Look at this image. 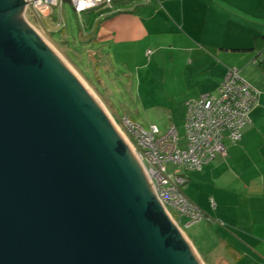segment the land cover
I'll return each mask as SVG.
<instances>
[{
	"label": "water",
	"instance_id": "obj_1",
	"mask_svg": "<svg viewBox=\"0 0 264 264\" xmlns=\"http://www.w3.org/2000/svg\"><path fill=\"white\" fill-rule=\"evenodd\" d=\"M25 6L0 0V264H204Z\"/></svg>",
	"mask_w": 264,
	"mask_h": 264
},
{
	"label": "crops",
	"instance_id": "obj_2",
	"mask_svg": "<svg viewBox=\"0 0 264 264\" xmlns=\"http://www.w3.org/2000/svg\"><path fill=\"white\" fill-rule=\"evenodd\" d=\"M113 6L94 21V11L85 13L93 28L91 41L110 51L107 55L127 60L134 55L131 49L149 59L162 50L177 51L169 56L184 61L185 108L188 100L216 93L230 68L259 91L243 139L225 140L227 155L217 156L200 173L192 172L183 192L207 222L230 226L221 233L236 244L221 238L223 251L215 264H227L228 257L229 264L244 259L245 264H264V48L256 46V38L264 36V0H125Z\"/></svg>",
	"mask_w": 264,
	"mask_h": 264
},
{
	"label": "rangeland",
	"instance_id": "obj_3",
	"mask_svg": "<svg viewBox=\"0 0 264 264\" xmlns=\"http://www.w3.org/2000/svg\"><path fill=\"white\" fill-rule=\"evenodd\" d=\"M113 7L115 6L104 9L111 10ZM26 20L62 55L96 97H99L125 136L127 132L118 120L126 116L146 129L156 125L161 134L175 125L180 138L185 137L186 98L183 96L184 84L181 80L184 61L180 58L173 60L169 56L171 52L178 53L177 51L162 50L157 57L151 56L150 59L135 53L134 49H131L134 55L128 60L127 57L113 55L112 52V55H107L110 51H104L97 43L91 41L93 28L87 15L78 16L69 1L64 2L61 10L56 8L50 18H38L29 12ZM124 61L128 63V67ZM136 65L140 67L138 71L129 69ZM168 168L171 173L175 170L170 165ZM180 171L189 182L192 172L183 169ZM192 177L196 182L195 174ZM188 182L182 186V191L184 187L189 186ZM191 189L194 192L193 185ZM209 191L210 188L205 190L208 203L212 198ZM168 210L172 219L178 222L176 224L181 232L191 238L195 246L193 248L201 254L203 263L206 260L207 264H215L214 260L223 251L219 244L221 238L226 239L228 245L236 244L226 232L221 233L222 229H229L227 224L221 227L219 224L207 222L206 219L189 224L185 218L179 219L177 213ZM225 251L227 253V250ZM228 260L229 257L227 264ZM245 262L246 259L241 260L240 264Z\"/></svg>",
	"mask_w": 264,
	"mask_h": 264
},
{
	"label": "built area",
	"instance_id": "obj_4",
	"mask_svg": "<svg viewBox=\"0 0 264 264\" xmlns=\"http://www.w3.org/2000/svg\"><path fill=\"white\" fill-rule=\"evenodd\" d=\"M65 1H69L81 17L100 7L111 8L117 0H24V15L27 19L31 12L38 18H50L56 8L62 9ZM147 54L149 56L151 50ZM258 98V90L241 77L237 68H232L216 94H204L200 99L186 102L184 138H180L175 125L161 134L156 126L146 129L126 116L118 120L127 132L128 142L140 158L160 202L171 216L168 209L177 213L179 219L185 218L189 224L206 219L204 212L183 193L182 186L187 179L180 170L202 172L217 156L225 157V140L239 143L243 139ZM169 165L175 168L172 173Z\"/></svg>",
	"mask_w": 264,
	"mask_h": 264
},
{
	"label": "bare ground",
	"instance_id": "obj_5",
	"mask_svg": "<svg viewBox=\"0 0 264 264\" xmlns=\"http://www.w3.org/2000/svg\"><path fill=\"white\" fill-rule=\"evenodd\" d=\"M26 8V6H25ZM25 8L19 13L18 15V20L20 22L23 23V25L28 29L30 30L34 35L35 37L38 39V41L40 42V44L44 45L48 50H50L53 55L60 61V63L62 65H64L66 67V69H68L69 73L76 78V80L80 83L81 86H83V88L85 89L86 93H88V95L91 97V99L93 101H95L100 107L101 109L105 112V114L107 115L108 119L112 122V125L113 127L116 129V131L127 141V143L130 145V147L133 149V151L135 152L134 148L132 147V145L128 142L126 136L124 135L123 131L120 129V126L117 124V122L115 121V119L112 117V115L110 116V114L107 112L108 110H106L102 105V101L99 100L96 95L94 94V92L87 86V84L82 80V78L80 77V75L67 63V61L62 57V55H60L58 53V51L48 43V41H46L44 39V37L37 31L35 30L34 28H32L30 26V24L27 22L28 20H26V17L24 16L25 14ZM101 101V102H100ZM119 129V130H118ZM121 132V133H120ZM136 153V152H135ZM137 155V154H136ZM138 157V155H137ZM139 158V157H138ZM140 160V158H139ZM141 162V161H140ZM150 179V178H149ZM185 237V236H184ZM189 245H191L189 243ZM192 247V245H191ZM192 249L194 250V248L192 247ZM196 253V252H195Z\"/></svg>",
	"mask_w": 264,
	"mask_h": 264
},
{
	"label": "trees",
	"instance_id": "obj_6",
	"mask_svg": "<svg viewBox=\"0 0 264 264\" xmlns=\"http://www.w3.org/2000/svg\"><path fill=\"white\" fill-rule=\"evenodd\" d=\"M118 1H125V0H117V1H115L114 3H113V5H116L117 3H118ZM112 5V6H113ZM105 7H100V8H98V9H94V10H92V11H94V19H93V21L95 20V18H97V17H99L101 14H103L105 11H107L108 9H104ZM88 12H91V11H88ZM256 46L258 47V48H264V36H259V37H257L256 38ZM230 69H232V68H230ZM239 71V70H238ZM239 73H240V71H239ZM240 75H241V73H240ZM241 77H242V75H241ZM243 78V77H242ZM244 79V78H243ZM244 80H246V79H244ZM247 81V80H246ZM248 82V81H247ZM249 83V82H248ZM221 84V83H220ZM250 84V83H249ZM220 86V85H219ZM253 86V85H252ZM254 87V86H253ZM255 88V87H254ZM256 89V88H255ZM259 92V91H258ZM258 100H259V98H258ZM257 105H258V102H257ZM256 105V106H257ZM255 106V107H256ZM254 107V108H255ZM254 108L252 109V111L254 110ZM252 111H251V113H252ZM250 119H251V114H250ZM245 130V129H244ZM243 135H244V133H243ZM215 160V159H214ZM213 160V161H214ZM207 167V166H206ZM189 172H195V171H189ZM196 173H200V172H196ZM187 179V178H186ZM187 182H188V179H187ZM209 219V218H208Z\"/></svg>",
	"mask_w": 264,
	"mask_h": 264
}]
</instances>
